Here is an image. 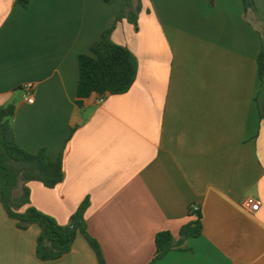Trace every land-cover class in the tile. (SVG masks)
Listing matches in <instances>:
<instances>
[{
    "label": "crops",
    "instance_id": "0c3cea01",
    "mask_svg": "<svg viewBox=\"0 0 264 264\" xmlns=\"http://www.w3.org/2000/svg\"><path fill=\"white\" fill-rule=\"evenodd\" d=\"M264 26V0H255ZM122 0H0V107L16 106L21 148L64 153L65 180L31 182V205L67 226L85 218L106 264H264L262 39L242 0H142L138 28L112 35L138 61L123 95L78 107L79 57ZM35 85L34 104L25 86ZM197 206L203 233L152 263L155 238L176 241ZM257 207V208H255ZM40 229L21 230L0 203V264H98L82 236L53 262L37 257Z\"/></svg>",
    "mask_w": 264,
    "mask_h": 264
},
{
    "label": "trees",
    "instance_id": "16d2710c",
    "mask_svg": "<svg viewBox=\"0 0 264 264\" xmlns=\"http://www.w3.org/2000/svg\"><path fill=\"white\" fill-rule=\"evenodd\" d=\"M112 4L113 0H105ZM217 0H208L215 7ZM31 0H16V4L27 9ZM244 18L261 36L262 45L258 57L260 80H264V26L256 16L255 0H242ZM142 12V0H122L119 14L95 43L90 54L79 57L80 78L78 84V107L84 101L96 96H117L129 92L138 74V61L126 47L117 45L112 35L124 20L138 28L139 15ZM16 106L10 104L0 107V203L6 214L21 230L32 225L40 229L37 241V257L41 262L60 260L69 254L78 236H82L93 250L98 264H106L100 244L89 233L85 218L89 202L86 200L72 216L67 226L59 225L55 219L38 211L31 205V182L41 183L48 189H54L65 180L64 153L52 160L46 149L32 154L20 147L13 127ZM196 206L189 209L190 221L183 226L180 238L175 240L170 232H161L155 238L156 251L152 263L163 260L172 251H181L186 241L197 239L203 233V216Z\"/></svg>",
    "mask_w": 264,
    "mask_h": 264
},
{
    "label": "built area",
    "instance_id": "2783aa9c",
    "mask_svg": "<svg viewBox=\"0 0 264 264\" xmlns=\"http://www.w3.org/2000/svg\"><path fill=\"white\" fill-rule=\"evenodd\" d=\"M34 89L35 85L33 84H28L25 86V91H26V101L29 104H34ZM107 96H97V104H102L104 103L105 99ZM257 208V207H255ZM196 210L199 209V207H195Z\"/></svg>",
    "mask_w": 264,
    "mask_h": 264
}]
</instances>
